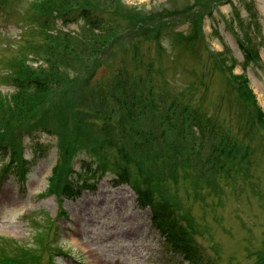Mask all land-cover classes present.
Returning a JSON list of instances; mask_svg holds the SVG:
<instances>
[{"label":"rangeland","instance_id":"obj_1","mask_svg":"<svg viewBox=\"0 0 264 264\" xmlns=\"http://www.w3.org/2000/svg\"><path fill=\"white\" fill-rule=\"evenodd\" d=\"M225 58L264 109V0H0V264H264V124ZM53 59L74 85L10 122L16 71Z\"/></svg>","mask_w":264,"mask_h":264},{"label":"trees","instance_id":"obj_2","mask_svg":"<svg viewBox=\"0 0 264 264\" xmlns=\"http://www.w3.org/2000/svg\"><path fill=\"white\" fill-rule=\"evenodd\" d=\"M85 10V9H83ZM93 26L100 27L102 25L101 21H98L97 18H93L90 16V13L84 15ZM47 20L45 19V23ZM52 46L58 50V46H54L55 44L51 42ZM58 44V43H57ZM52 59V58H51ZM51 61V60H50ZM226 63V62H225ZM51 68L46 67H25L20 66V68L16 71L15 77L13 78L14 84V93L12 94V102L8 104L7 108H4L5 117L8 118L10 122L17 118H22L30 115L35 108H37L40 104H42L45 100L48 99V96L53 92L62 89L64 85L72 86L74 82L78 79V76L74 78V80L65 81L62 80L59 76L60 68L56 64V61L53 59V63ZM234 76V79L238 82V87L241 89L244 97L250 101L252 106H254V110L257 111L258 120H260L264 124V109L262 108L259 100L257 99L256 92L254 89L250 87L249 78L247 76L238 75L234 72L232 66H228ZM121 75L123 73L120 72ZM121 76L118 77V80L124 83L129 81V78L126 80H121ZM121 83L122 87H125L126 84ZM62 86V87H61ZM1 109V107H0ZM191 122H187L189 127L192 129L193 126H196L199 129V133L203 129V125L201 123V117L198 113H192ZM176 127V124L174 123ZM133 128H130L129 131L122 129V136L127 137L130 136V132ZM200 133V134H201ZM148 135H151V133ZM228 145L225 147L226 154H232L231 150H226ZM229 149V148H228ZM60 166L54 167L52 170L53 176L51 177V185L49 187V191L53 190V181L60 174L59 172ZM128 177L126 172H121L119 177L114 179L116 184L121 182L128 181ZM74 182L71 181V178L68 179L67 183H65L61 190H57L55 192L59 193V195H65V197H77L82 192L78 187L76 188L73 185ZM137 200L138 204L143 208L147 205H150V210H153V216L151 218L152 224L158 231H160L165 241H168L174 248L175 251H179L187 258L190 257L192 259L197 258L198 250L197 247H194L192 240H190L187 231L182 227L178 220H175L173 216H170V212L165 209V207L161 206L158 203H155L153 199H151V193L149 190H137Z\"/></svg>","mask_w":264,"mask_h":264}]
</instances>
